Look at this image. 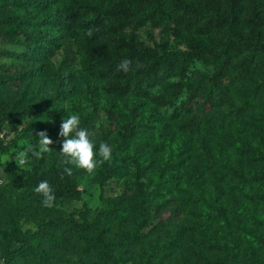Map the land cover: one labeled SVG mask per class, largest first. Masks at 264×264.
<instances>
[{
	"label": "rangeland",
	"instance_id": "374dc122",
	"mask_svg": "<svg viewBox=\"0 0 264 264\" xmlns=\"http://www.w3.org/2000/svg\"><path fill=\"white\" fill-rule=\"evenodd\" d=\"M24 1L0 0V18L10 12L27 32L42 38L51 12L25 6ZM63 1L55 0L54 5ZM159 1L169 6L174 0ZM175 30L192 35L171 23L153 27L149 22L135 33L144 44L155 46L170 41ZM218 39L215 33L205 41ZM0 50L21 54L25 47L5 43L0 36ZM76 56L66 78L60 49L39 72H31L34 62L25 57H0V109L16 102L33 104L25 118L0 128L6 148L0 151V264L5 252L21 240L28 249L19 264H102L79 240L62 239L53 246L37 244L33 236L43 228L58 235L65 218L91 219L102 198L120 195L130 197L132 209L106 221L111 258L104 264H264V183L250 182L254 174L264 173L261 57L256 60L259 68L231 78L221 89L209 79L216 65L194 60L183 76L171 71L155 81L151 92L165 98L172 83L183 85L171 105L156 107L145 99L105 91L103 81L86 73L80 54ZM59 83L65 86L64 99ZM188 92L191 105L182 106ZM201 99L209 103L208 109ZM85 112L94 115L92 138L106 140L110 156L100 158L91 170L78 168V199L45 206L44 198L21 180L33 157L19 164L16 153L35 146V134L46 130L53 143L49 151L37 148L40 157L49 162L59 158L62 117ZM190 120L199 124L197 130L186 127ZM129 121L138 133L124 146L117 131ZM95 148L94 143L98 155ZM112 170L113 176L102 181V174ZM151 191L156 195L146 198ZM33 249L40 255L32 256Z\"/></svg>",
	"mask_w": 264,
	"mask_h": 264
},
{
	"label": "trees",
	"instance_id": "16d2710c",
	"mask_svg": "<svg viewBox=\"0 0 264 264\" xmlns=\"http://www.w3.org/2000/svg\"><path fill=\"white\" fill-rule=\"evenodd\" d=\"M54 2H22L25 6L39 5L51 12L42 38L27 32L12 13H4L0 18V25L5 27L0 30L3 42L24 46L25 52L18 54L0 50V57H25L34 62L31 72H39L54 51L60 49L66 78L79 53L83 70L103 81L105 91L145 99L156 107L171 105L179 97L183 85L181 82L172 83L171 94L165 98L151 92L155 81L171 71L183 76L194 60L211 61L216 65L209 79L213 86L220 89L231 78H242L259 68L256 62L258 55L262 59L264 75V0H174L169 6L162 5L159 0H65L61 5H54ZM148 5L152 6L150 10H146ZM146 22L153 27L171 23L191 31L192 35L175 30L170 41L149 46L140 41L135 33ZM215 33L219 34L215 43L205 41ZM123 56L129 57L127 68H120L117 64ZM262 85L264 87V80ZM57 89L62 94L61 99H64L65 86L59 83ZM191 96V92H188L187 100L181 105L190 107ZM201 102L205 108L210 107L206 100L201 99ZM32 109L33 104L23 102H16L9 109H0V128L5 122H19ZM133 114L137 115L135 112ZM80 118L81 126L90 130L94 115L85 112ZM186 127L197 130L199 124L190 120ZM137 133L136 124L129 121L119 127L117 137L120 144L125 146ZM5 150L0 140V151ZM63 161L61 155L50 162L44 157H33L31 166L24 171L21 180L33 188L39 181L47 180L54 193L53 202L78 199L79 169ZM64 167H72V174H65ZM114 172L105 171L102 181L110 179ZM250 182L264 183V173L254 174ZM137 189L141 191V188ZM155 195L156 192L151 191L145 197ZM143 198L139 200L143 202ZM100 205L91 219L65 218L61 221L58 235L51 229L43 228L33 238L37 244L53 246L61 245L62 239L79 240L104 264L111 258V248L106 240L109 224L106 221L125 215L132 209V204L130 197L120 195L102 198ZM101 220L103 222L100 224ZM27 247L25 240L10 247L3 255L2 264H19L20 259L25 257ZM37 252L33 249L31 255L39 256Z\"/></svg>",
	"mask_w": 264,
	"mask_h": 264
},
{
	"label": "clouds",
	"instance_id": "9594fccd",
	"mask_svg": "<svg viewBox=\"0 0 264 264\" xmlns=\"http://www.w3.org/2000/svg\"><path fill=\"white\" fill-rule=\"evenodd\" d=\"M128 61L129 57L123 56L118 60L117 64L120 68H127ZM57 135L63 138L60 140V149L58 152L64 158L63 162L66 165H75L77 168L83 167L91 170L99 162L100 158L110 156V144L102 138L94 141L90 130L81 126V118L76 113L62 117ZM35 138V146L29 144L27 148L16 153V160L19 164H24L31 157H40L41 151L37 150V148L43 151L50 150L49 145L53 141L46 130L38 131L35 134ZM94 143L96 144L95 151L98 155H94ZM63 171L65 174L71 175L73 169L72 167H64ZM33 190L42 194L45 206L50 207L52 205L54 193L47 180L39 181Z\"/></svg>",
	"mask_w": 264,
	"mask_h": 264
}]
</instances>
